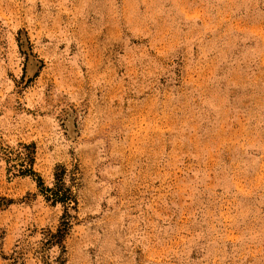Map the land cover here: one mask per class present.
Returning <instances> with one entry per match:
<instances>
[{"label":"rangeland","instance_id":"obj_1","mask_svg":"<svg viewBox=\"0 0 264 264\" xmlns=\"http://www.w3.org/2000/svg\"><path fill=\"white\" fill-rule=\"evenodd\" d=\"M76 168L65 264H264V0H0V149ZM63 214L0 159V264Z\"/></svg>","mask_w":264,"mask_h":264},{"label":"trees","instance_id":"obj_2","mask_svg":"<svg viewBox=\"0 0 264 264\" xmlns=\"http://www.w3.org/2000/svg\"><path fill=\"white\" fill-rule=\"evenodd\" d=\"M0 159L7 164V172L12 176L35 178L40 192L47 202L52 205H60L63 214L55 232L47 231L44 239L40 242L39 255L44 259V251L51 248H57L59 255L56 258V264H65L64 240L71 229L76 216L74 212L77 209V201L74 189L77 187L76 168L70 170L63 166L55 168L53 177L54 182L51 187L44 186L42 180L33 170L34 164V145L19 144L17 148H1ZM17 262L14 259L13 264Z\"/></svg>","mask_w":264,"mask_h":264}]
</instances>
